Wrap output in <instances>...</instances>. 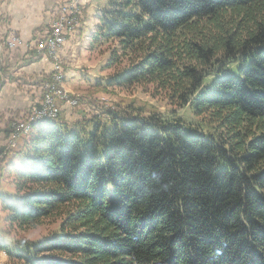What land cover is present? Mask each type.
I'll return each mask as SVG.
<instances>
[{"label": "trees", "instance_id": "obj_1", "mask_svg": "<svg viewBox=\"0 0 264 264\" xmlns=\"http://www.w3.org/2000/svg\"><path fill=\"white\" fill-rule=\"evenodd\" d=\"M90 49L169 112L40 122L0 195L9 227L61 219L13 264H264V0H110ZM28 145V146H26ZM16 153V150H14ZM13 153V155H15ZM18 153V152H17Z\"/></svg>", "mask_w": 264, "mask_h": 264}, {"label": "rangeland", "instance_id": "obj_2", "mask_svg": "<svg viewBox=\"0 0 264 264\" xmlns=\"http://www.w3.org/2000/svg\"><path fill=\"white\" fill-rule=\"evenodd\" d=\"M62 1L64 0H60ZM109 1L84 0L82 3L78 25L59 48V63L63 74V80H60V92L68 94V100L77 98V103L71 105L67 100L58 99V117L40 113L24 122L23 131L11 139L10 148L6 146L3 150L5 156L8 153L13 154L16 150V156L12 157L14 161L9 159L3 163L0 160V195L14 197L17 193L15 185H12L13 167L26 156L27 149L24 144H29L37 126L43 120L58 118L59 122L71 127L84 124L92 118H106L105 113L108 108L122 112L131 110L129 106H139L145 112L154 109L165 113L170 111L171 106L166 99L161 95H155L151 85L119 87L108 84V78L121 68L120 65H108L109 53L114 48V44L107 42L93 50L90 49L89 44L90 36L98 26L97 15L102 9L108 7ZM50 78L51 72L44 74L42 76L43 85L51 80ZM42 96L43 89H41L40 97L33 102L31 107L39 106ZM10 123L11 121L8 133ZM1 204L0 197V239L11 248L16 246L18 249V246L22 244L40 243L43 239L50 238L59 232L61 219L57 217L46 218L40 224L28 229L9 227L5 221V211ZM14 262L7 254L0 252V264H13Z\"/></svg>", "mask_w": 264, "mask_h": 264}, {"label": "crops", "instance_id": "obj_3", "mask_svg": "<svg viewBox=\"0 0 264 264\" xmlns=\"http://www.w3.org/2000/svg\"><path fill=\"white\" fill-rule=\"evenodd\" d=\"M59 3L60 0H0V160L3 163L16 156L15 152V155H3L9 122L26 117L40 97L42 76L52 70V60L46 53L38 52L34 42L48 30ZM12 36L21 38L25 45L10 47L8 40Z\"/></svg>", "mask_w": 264, "mask_h": 264}, {"label": "built area", "instance_id": "obj_4", "mask_svg": "<svg viewBox=\"0 0 264 264\" xmlns=\"http://www.w3.org/2000/svg\"><path fill=\"white\" fill-rule=\"evenodd\" d=\"M82 3L84 0H64L60 2L49 23V29L44 36L34 42V47L38 52H44L52 60L51 80L46 81L42 86L43 96L39 106H32L26 118H14L10 123L7 137V147L10 148L11 139L18 136L24 129V122L31 116L40 113H47L49 116L58 117V99L67 100L74 105L77 98L68 100V94L60 92V80H63L62 68L59 63V48L64 44L66 37L70 35L78 25ZM10 47L25 45L21 38L12 36L8 40Z\"/></svg>", "mask_w": 264, "mask_h": 264}]
</instances>
